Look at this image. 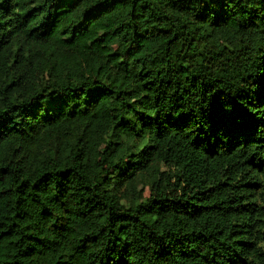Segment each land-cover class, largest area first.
Returning a JSON list of instances; mask_svg holds the SVG:
<instances>
[{
  "label": "trees",
  "instance_id": "trees-1",
  "mask_svg": "<svg viewBox=\"0 0 264 264\" xmlns=\"http://www.w3.org/2000/svg\"><path fill=\"white\" fill-rule=\"evenodd\" d=\"M0 264H264V0H0Z\"/></svg>",
  "mask_w": 264,
  "mask_h": 264
}]
</instances>
